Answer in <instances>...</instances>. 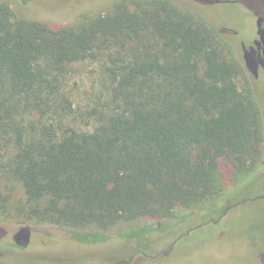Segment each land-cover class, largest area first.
Here are the masks:
<instances>
[{"label":"trees","instance_id":"1","mask_svg":"<svg viewBox=\"0 0 264 264\" xmlns=\"http://www.w3.org/2000/svg\"><path fill=\"white\" fill-rule=\"evenodd\" d=\"M237 1L258 17L262 45L264 0L256 7ZM100 45L121 47L110 69L116 105L105 122L92 132L63 135L23 126L18 101L33 99L35 109L46 90L57 89L41 64L63 76ZM249 54L242 63L217 28L172 0H122L106 15L69 27L17 19L0 2V135L15 148L10 172L25 196L16 212L68 229L81 243L117 235L137 237L141 249L153 228H130L134 222L210 204L222 164L240 180L263 157ZM10 201L0 172L4 213ZM222 208L211 207L212 222L230 206ZM20 234L25 246L29 235Z\"/></svg>","mask_w":264,"mask_h":264},{"label":"rangeland","instance_id":"2","mask_svg":"<svg viewBox=\"0 0 264 264\" xmlns=\"http://www.w3.org/2000/svg\"><path fill=\"white\" fill-rule=\"evenodd\" d=\"M120 1L0 0L10 6L17 19L64 27L106 15ZM172 1L217 28L242 63H246V53H251L248 60L257 73L254 89L264 132V42L261 45L258 17L237 0ZM241 1L253 7L261 5V0ZM135 46L128 45L131 49ZM119 50V45H100L94 57L71 65L63 76L42 63L40 70L57 89L53 94L46 90L41 106L35 109L31 106L33 99H18L21 124L52 128L59 135L72 129L94 131L116 105L110 69ZM26 104L29 107L24 108ZM15 154V148L0 135L2 187L11 195L9 212L0 209V264H264V150L255 172L247 178L238 180L231 166L222 164L215 180L216 196L210 204L180 208L166 220L131 224L130 228H153L141 249L138 241L142 240L137 237L127 240L112 235L103 243H81L68 229L34 223L21 216L16 208L24 205V190L10 172ZM227 205L230 208L225 216L218 223L212 222L211 207L223 206V211ZM21 232L29 235L25 246L20 243L24 237L17 239Z\"/></svg>","mask_w":264,"mask_h":264}]
</instances>
